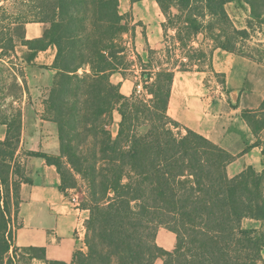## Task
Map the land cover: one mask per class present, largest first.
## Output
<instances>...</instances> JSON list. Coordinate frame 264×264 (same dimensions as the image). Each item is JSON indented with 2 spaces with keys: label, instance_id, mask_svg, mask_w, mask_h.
I'll list each match as a JSON object with an SVG mask.
<instances>
[{
  "label": "trees",
  "instance_id": "1",
  "mask_svg": "<svg viewBox=\"0 0 264 264\" xmlns=\"http://www.w3.org/2000/svg\"><path fill=\"white\" fill-rule=\"evenodd\" d=\"M236 1L244 0H155L177 31L180 49L189 48L183 60L209 58L213 69L212 54L191 45L207 34L215 48L264 65V44L246 49L248 32L230 19L226 6ZM246 1L256 18L264 16V5L255 11V3L264 0ZM16 3L21 12L4 30L13 24L19 31L18 43L29 51L26 61L56 50L46 111L57 125L60 153L29 154L56 168L65 195L81 175L88 188L81 206L90 212L86 252L75 251L67 262L47 259L44 247H29L41 253L35 257L47 264H260L264 231L245 228L243 221H264V169L249 165L231 177L228 166L237 156L169 115L175 74L189 71L188 64L149 63L140 75L144 92L128 96L122 82L113 80L130 69L125 36L132 28L120 0ZM173 10L177 21L171 19ZM30 22L43 26L40 36L27 37ZM3 39L9 47H1L0 59L16 46L13 37ZM114 112L120 117L115 136L110 129ZM263 117L264 101L258 109L242 110L254 135ZM1 123L7 130L0 140V264H8L6 255L14 246L11 198L18 213L22 184L33 180L16 159L22 111L6 114ZM160 228L175 234L173 249L158 244Z\"/></svg>",
  "mask_w": 264,
  "mask_h": 264
},
{
  "label": "rangeland",
  "instance_id": "2",
  "mask_svg": "<svg viewBox=\"0 0 264 264\" xmlns=\"http://www.w3.org/2000/svg\"><path fill=\"white\" fill-rule=\"evenodd\" d=\"M120 3L121 11L129 16L130 27L132 28L129 35L125 36L127 43L126 62L130 69L126 71L124 76L120 74L115 75L113 80L122 82V91L126 95L130 96L133 95L135 91L137 92L136 78L142 75V71H144L142 69L150 68V66H148L149 63H152L154 67H167V65H177L178 61H182L188 64L186 68L189 69V71L187 72H195L193 69L206 70V87H208L211 92L213 91L214 94L216 93L215 95L224 93L229 103L234 102L231 90H227L226 85H224L223 74H218L214 69L210 68L209 58L195 61L183 60L189 48L180 49V43L176 39L177 31L174 26L171 25L169 19L162 13L155 0H142L139 2H133V0H120ZM263 5L262 2L257 1L255 3V11H257V13L260 12V10L263 9ZM0 6L4 7V9L0 11V54L2 51L1 47L6 45L9 47L8 41L3 39L5 34H7L8 37H13L14 43L16 44L15 51H8L4 59H0V140L5 138L7 130V126L1 123L3 117L6 114L11 115L17 110H21L22 135L16 159L21 162L26 175L33 180L34 184L38 187H43L42 184L44 180L46 181V178L43 179L42 175L45 171H53L54 179L60 177V175L55 167L45 166V163L38 159L39 157H33L29 152H43L46 148L48 150H53L54 147L57 146L56 142L59 141L57 125L50 120L51 115L46 111V101L49 98L54 83L55 71L51 69V63L54 62L55 58L53 59V55L56 50L51 48L48 52H40L33 62L26 61L29 51L26 47L18 43L17 33L19 31L17 32V29L14 30L15 26L13 24L9 29L4 30L5 26L11 23L15 15L21 12V9L18 8L16 0H1ZM226 9L234 26L237 29L246 30L248 32V36L243 42L246 49H254L264 44V16L256 18L253 13L252 5L248 1L231 2L227 4ZM174 14H177L176 10H173L171 19L177 21V17H174ZM26 29L27 37L34 38L36 34L43 30V26L35 22H30L26 25ZM191 45L201 48L208 55L212 54V57L214 49H216V43L210 39L207 34H199L196 37V41H192ZM232 55L235 56L237 54L232 53ZM152 64L150 65L152 66ZM262 66L264 67V65ZM263 67L262 69H264ZM233 73H238L234 79L237 84H242L250 77H253L251 72L248 73L247 69L238 62H236L233 67ZM259 80H261V89L259 93L260 95H264L263 70L261 71V79ZM250 86H252V81L248 80L247 87ZM236 95L237 93H235V97ZM221 97L223 96L221 95ZM236 98L237 100L239 99L238 95ZM257 100L258 97L256 96L254 100L244 103V107L247 109H258L262 103H260L257 108H254L258 105L256 103L258 102ZM170 113H172V109ZM112 116L113 119L110 123V129L115 136L120 117L117 112H114ZM245 125L246 128H244V132H242L241 135L242 140H238L240 142L233 144L232 148L228 147L236 151L238 154L237 158L245 155V158L239 159L230 166L229 172L232 175L241 170L247 162L257 164L260 169L264 167V117L257 123L258 127H260V131L256 135L253 134L246 122ZM254 143H257L258 146L248 148L249 145ZM86 145L87 144L84 146ZM248 149H251V151L246 153L247 155L244 154L243 151H248ZM53 178L51 177L50 179ZM49 189H47V191H51L54 194H57L56 191H59L53 188ZM87 194V182L81 175H77L76 186L66 191L65 201H68L71 207L83 208L81 204L84 202ZM22 197L27 199L28 193L25 192V196L23 194ZM19 199H21V195ZM15 202L16 200L14 196H12V217L9 229L12 233V244L14 246L10 253L6 255V263L34 264L33 259L37 258L35 255H40L41 253L31 251L29 247L22 248L16 244V235L22 222L19 218V210L18 213L16 212L17 207ZM27 207L28 206H26V208ZM26 208H24V211L27 210ZM86 215H90L88 210L85 212V216ZM243 226L245 228H258L264 231V221L258 222L254 219H245L243 221ZM157 242L160 246L171 250L174 248L176 236L169 230L160 228L157 235ZM84 243L85 245L79 242V247L85 248L87 251L86 237ZM260 264H264V250L263 261L260 262Z\"/></svg>",
  "mask_w": 264,
  "mask_h": 264
},
{
  "label": "crops",
  "instance_id": "3",
  "mask_svg": "<svg viewBox=\"0 0 264 264\" xmlns=\"http://www.w3.org/2000/svg\"><path fill=\"white\" fill-rule=\"evenodd\" d=\"M41 33L42 31L36 34L35 37L40 36ZM50 50L51 48L44 52ZM236 62L244 66L248 73L251 72L253 77L248 80L252 81V86L247 87L248 80L242 84L235 82L234 79L238 73H233V67ZM212 66L216 73L224 75V85H226L227 90H231L234 102L229 103L224 93L221 94L223 96L221 97V95H215L216 93L214 94L206 87V70L195 72L177 71L168 112L172 118L185 127L204 135L237 156L236 151L230 148L233 144L242 140L241 135L244 128H246V121L242 118V110L245 108L244 103L254 100L257 96L258 102L256 103L258 105L254 107L257 108L264 100V95L259 93L261 89V80L259 79H261V71H264V69H262L261 64L242 56H234L232 53L220 48L214 49ZM235 93L238 95V100ZM171 109L172 113H170ZM56 144L57 146L53 150L46 148L44 151L58 155L60 153L59 141ZM249 151L251 150L243 152L246 154ZM244 156L236 157V160L228 166V174L231 177L239 174L249 165L254 166L259 171L264 169V167L260 169L257 164L247 162L241 170L232 175L229 172L230 166L239 159L245 158ZM38 159L47 166L43 158ZM42 177L43 179L46 178V181L44 180L42 184L43 187L36 186L34 182V185L22 184L19 206V218L22 223L16 235V244L22 248L44 247L47 259L69 262L75 251L83 250L86 252L85 248L79 247V242L85 245L86 226L80 233L78 229L82 223L86 225L89 216H85V212L88 209L71 207L70 203L65 201L66 195L59 190L60 177L54 179L53 171H45ZM51 177L54 180L50 179ZM49 188L59 191L54 194L47 191ZM25 192L28 193L27 199L22 197L23 194L25 196ZM26 206L28 207L26 208ZM24 208L27 210L24 211ZM33 260L34 264H47L45 260L40 258H34Z\"/></svg>",
  "mask_w": 264,
  "mask_h": 264
},
{
  "label": "built area",
  "instance_id": "4",
  "mask_svg": "<svg viewBox=\"0 0 264 264\" xmlns=\"http://www.w3.org/2000/svg\"><path fill=\"white\" fill-rule=\"evenodd\" d=\"M136 80H137V92L138 93H143L144 92V88H143V83H142L141 77L137 76ZM73 200H75V199H73ZM85 226L86 225L83 224V223L80 225V227L78 229L79 233L82 232L85 229Z\"/></svg>",
  "mask_w": 264,
  "mask_h": 264
}]
</instances>
